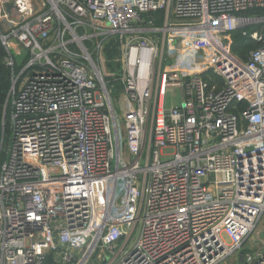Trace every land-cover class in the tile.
Returning <instances> with one entry per match:
<instances>
[{
	"label": "built area",
	"instance_id": "1",
	"mask_svg": "<svg viewBox=\"0 0 264 264\" xmlns=\"http://www.w3.org/2000/svg\"><path fill=\"white\" fill-rule=\"evenodd\" d=\"M253 9L264 0H0V264H222L243 249L264 215V16L241 15ZM237 30L261 43L246 59ZM114 37L123 68L108 73ZM243 252L264 264V239Z\"/></svg>",
	"mask_w": 264,
	"mask_h": 264
},
{
	"label": "rangeland",
	"instance_id": "2",
	"mask_svg": "<svg viewBox=\"0 0 264 264\" xmlns=\"http://www.w3.org/2000/svg\"><path fill=\"white\" fill-rule=\"evenodd\" d=\"M104 57H105V64L107 67V72L108 73H112V72H119L121 71V68H123L122 65V61H121V57H122V51H121V47L118 43V39L117 38H108L106 40L105 43V47H104ZM23 58V54L22 55H18L17 56V60L19 62H21ZM22 65H17V69L16 72H19ZM111 89L113 91V93H117L118 91V95H116L117 97L114 96V94L112 93V98L114 101V104H119L121 98L119 97L122 96V92L121 91V85L119 83H115L112 84ZM118 98H120V100H117ZM181 103V98L178 95L177 92L175 91H168L167 95H166V106L167 108H172L175 106H178ZM11 104H12V96H10V98L8 97L7 101H6V105H5V115H4V119H3V136L2 139H4L6 142L8 141V136H9V129H10V113H11ZM6 129V130H5ZM173 149H166L165 152H172ZM137 233L138 231H136L134 237L132 238L133 242L136 238H137ZM226 238L229 240V237L227 235H225ZM261 239H264V215L262 217V219L260 220V222L258 223L256 229L254 230V232L252 233V235L249 237V239L247 241H245L243 249L240 250L239 252H237L235 255L230 256V258H228L227 260H225L222 264H242L243 260H244V252H251L253 251V249L255 248V246H257ZM242 259V260H241ZM92 264H100V260H97L96 258L93 259Z\"/></svg>",
	"mask_w": 264,
	"mask_h": 264
},
{
	"label": "trees",
	"instance_id": "3",
	"mask_svg": "<svg viewBox=\"0 0 264 264\" xmlns=\"http://www.w3.org/2000/svg\"><path fill=\"white\" fill-rule=\"evenodd\" d=\"M243 16H264V9H253L244 11L241 13ZM256 26H250L247 29H254ZM0 35H1V24H0ZM261 43L242 35V30H237L234 33V46L233 49L236 54L246 59L249 50L257 48ZM7 57V50L5 49L1 37H0V168L1 164L5 159V150L2 147V136L4 132L3 119L5 115V105L8 99V94L12 86V71L9 66L5 63ZM118 94V91L116 95ZM115 95V96H116ZM6 130V129H5ZM46 264H51V257H48Z\"/></svg>",
	"mask_w": 264,
	"mask_h": 264
},
{
	"label": "water",
	"instance_id": "4",
	"mask_svg": "<svg viewBox=\"0 0 264 264\" xmlns=\"http://www.w3.org/2000/svg\"><path fill=\"white\" fill-rule=\"evenodd\" d=\"M242 260V259H241Z\"/></svg>",
	"mask_w": 264,
	"mask_h": 264
}]
</instances>
